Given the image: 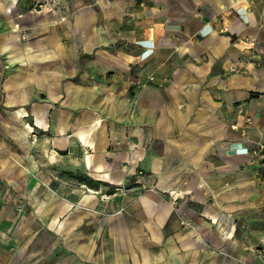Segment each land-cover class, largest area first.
Listing matches in <instances>:
<instances>
[{
	"label": "crops",
	"instance_id": "0c3cea01",
	"mask_svg": "<svg viewBox=\"0 0 264 264\" xmlns=\"http://www.w3.org/2000/svg\"><path fill=\"white\" fill-rule=\"evenodd\" d=\"M259 145L264 0H0V264H260Z\"/></svg>",
	"mask_w": 264,
	"mask_h": 264
},
{
	"label": "built area",
	"instance_id": "2783aa9c",
	"mask_svg": "<svg viewBox=\"0 0 264 264\" xmlns=\"http://www.w3.org/2000/svg\"><path fill=\"white\" fill-rule=\"evenodd\" d=\"M228 72H230V73H240V72H243V70H241V69H239V68H237L235 66H230L228 68ZM252 152H253V155H254L255 158L264 159V145H259L258 147H255V149H253ZM259 254L264 257V251H259ZM260 264H264V260Z\"/></svg>",
	"mask_w": 264,
	"mask_h": 264
},
{
	"label": "rangeland",
	"instance_id": "374dc122",
	"mask_svg": "<svg viewBox=\"0 0 264 264\" xmlns=\"http://www.w3.org/2000/svg\"><path fill=\"white\" fill-rule=\"evenodd\" d=\"M64 173H66V176L72 180V182L74 183V185H76L77 182H79V181L82 182V181L85 180V179L83 178V176H82L79 172H70V171H67V172H64ZM64 173H63V171H61V172L57 171V176H58V177H63ZM89 184L92 185L91 182H89ZM89 184H88V185H89ZM88 187H89V186H88ZM73 188H76V187H73ZM89 188H92V189H93V187H89ZM112 190H113V189H112ZM110 191H111V190H110ZM110 191H109V193H110ZM111 193H112V194H113V193H117V191H116V190H113V192H111ZM106 199H109V196H105V200H106ZM75 204H76V203H75Z\"/></svg>",
	"mask_w": 264,
	"mask_h": 264
},
{
	"label": "bare ground",
	"instance_id": "6f19581e",
	"mask_svg": "<svg viewBox=\"0 0 264 264\" xmlns=\"http://www.w3.org/2000/svg\"><path fill=\"white\" fill-rule=\"evenodd\" d=\"M20 114H22L23 116H26L27 114H26V112L24 111V110H21V111H18ZM27 130L28 131H32L33 129H32V127L30 126V125H28L27 126ZM48 159H49V161H51V162H55V161H57V155L54 153V152H51L49 155H48ZM91 193H96V192H92V191H90Z\"/></svg>",
	"mask_w": 264,
	"mask_h": 264
}]
</instances>
